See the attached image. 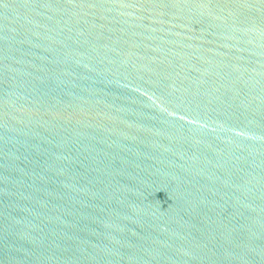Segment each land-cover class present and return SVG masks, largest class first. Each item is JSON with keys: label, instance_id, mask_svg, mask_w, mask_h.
<instances>
[{"label": "water", "instance_id": "95a60500", "mask_svg": "<svg viewBox=\"0 0 264 264\" xmlns=\"http://www.w3.org/2000/svg\"><path fill=\"white\" fill-rule=\"evenodd\" d=\"M0 264H264V0H0Z\"/></svg>", "mask_w": 264, "mask_h": 264}]
</instances>
